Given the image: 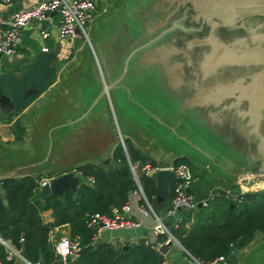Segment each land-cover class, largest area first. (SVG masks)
<instances>
[{"label":"rangeland","instance_id":"obj_1","mask_svg":"<svg viewBox=\"0 0 264 264\" xmlns=\"http://www.w3.org/2000/svg\"><path fill=\"white\" fill-rule=\"evenodd\" d=\"M162 1H100L84 26L85 36L73 40L55 62V77L39 111L42 117L29 134L33 149L45 146L48 164L62 160L66 172L85 162L107 161L124 138L156 164H170L183 156L199 165L213 161L210 142L217 148L225 135L200 125L204 117L199 112L183 109L186 94L182 89L171 91L170 74L163 72L169 62H153L152 56L160 44L180 48L204 32L191 23L189 6L166 19L167 14L160 12ZM244 24H261L259 29L263 19L256 17ZM258 31L264 35V30ZM103 86L106 94L86 113ZM54 125L56 132L47 131ZM36 128L47 131L45 140ZM216 201L222 200L210 201L209 209ZM221 206L224 210L225 204ZM162 216L167 229L165 219H174ZM173 246L179 264H187L182 250ZM167 257L163 262L170 264ZM232 257L237 264H264V236H255L247 256L236 251Z\"/></svg>","mask_w":264,"mask_h":264},{"label":"crops","instance_id":"obj_2","mask_svg":"<svg viewBox=\"0 0 264 264\" xmlns=\"http://www.w3.org/2000/svg\"><path fill=\"white\" fill-rule=\"evenodd\" d=\"M39 1L42 0H11L7 6H0V19L4 23L12 14L29 10ZM226 1L235 2V0H163L160 12L167 14L166 19L175 10L189 6L190 18L193 20L191 23L197 25L196 30L203 31L204 34H201L200 38L188 40L186 44L184 42L180 48L160 44L152 52L153 62H169L163 72L170 74L171 91L177 92L182 89L186 94L183 109L199 112L204 117V123L200 125H204L209 131L216 130L225 135L223 144H219L217 148L210 142L213 152L209 155L215 156L210 163L205 162L202 166L190 162V158L183 156L186 161L189 159L186 166L191 180L190 194L196 202L203 200L215 185L236 189V186L241 184L244 195L264 191V35L257 28L247 24L233 23L223 26L217 16ZM57 21V14L51 13L49 21L43 24L48 32V37L44 40H41L31 27H26L21 33V40L14 56L1 59V72L18 75L21 66L34 62L37 55L43 52L42 47L47 49L44 53H48L56 43H60V50L53 65L59 61L68 44L57 40ZM1 27L3 28L4 24ZM50 89L51 86H48L47 93L42 92L20 112L3 113L0 116V181L23 177L42 179L48 178L50 174L58 176L63 173L66 164L62 163V160H53L48 164L45 146L42 144L40 145L42 147L36 146V149H33L29 143L31 127L42 117L39 111L45 97L43 95L48 94ZM40 98L41 101L37 102ZM15 124L20 128L18 140H15L13 134ZM54 128L55 125L50 126L47 131L56 132L57 129ZM36 129L45 140L47 131L44 129L41 132V129ZM109 161L110 157L100 163L85 164L102 165L108 164ZM75 170L70 169L66 172L78 176ZM0 199L2 203L5 202L1 189ZM221 203L225 204L224 201H216L211 209L210 203L195 210L182 209L172 217L179 221L185 232H188L210 218L218 219L222 212ZM39 216L44 225L53 222L50 210L42 211ZM147 233L148 228L145 226L102 231L97 243L123 247L125 244L145 238ZM256 235L258 234L254 235L250 243L237 251L239 256L240 253L247 256L249 245L253 243ZM60 236H67L66 225L53 227L49 232L50 239ZM3 242L18 252L19 257H14L13 261L21 262V259H24L19 250L9 242ZM4 249L7 254L8 251L5 247ZM169 251L170 256L166 257L170 259V264H179L173 245L161 253L163 260ZM163 263L167 264L165 261Z\"/></svg>","mask_w":264,"mask_h":264},{"label":"trees","instance_id":"obj_3","mask_svg":"<svg viewBox=\"0 0 264 264\" xmlns=\"http://www.w3.org/2000/svg\"><path fill=\"white\" fill-rule=\"evenodd\" d=\"M19 129V125L15 124V140L19 139ZM122 142L123 147L119 144L114 146L108 164L78 166L75 171L79 174L80 184L76 192L65 189L60 198L50 194L45 200H39L34 191L39 177L1 180L0 189L6 204L0 199V239L9 242L16 250H19L22 242V256L31 264H51L55 259L49 232L53 227L66 225L67 237L76 238L79 245L76 257L70 264H164L158 261L156 247L145 244L143 239L123 247L93 244L92 231L86 227L87 220L93 214L112 218L113 211L120 212L121 207L128 202V192L136 190L128 162L135 168L136 174L139 173L137 180L141 192L152 210L162 216L169 208L172 179L168 183L167 198L156 201L154 178L141 172L145 163L152 166L156 163L135 148L127 138ZM179 163L188 165L184 158H176L171 162L173 165ZM87 178L92 179L91 185L86 184ZM190 189L191 184L189 193ZM137 204L143 206L140 198ZM45 210L51 211L53 222L50 225H44L40 220L39 215ZM165 220L169 233L193 259L205 264L223 256L224 264H236L229 252L235 253L244 248L255 234L264 235V191L245 194L238 204L225 202V209L218 219L210 218L188 232L183 230L179 221ZM165 241L164 235L156 237L158 244ZM6 255L0 244V264H10Z\"/></svg>","mask_w":264,"mask_h":264},{"label":"built area","instance_id":"obj_4","mask_svg":"<svg viewBox=\"0 0 264 264\" xmlns=\"http://www.w3.org/2000/svg\"><path fill=\"white\" fill-rule=\"evenodd\" d=\"M11 0H0V6H7ZM102 0H42L36 2L29 10L17 12L8 17L6 22L0 19V72L2 71L1 59H8L14 56L16 48L21 40V33L26 27H31L36 31L41 40L48 37V32L43 24L49 21L50 14L55 13L58 16L56 26V37L58 41L70 44L73 40L80 36H85L84 26L87 20L97 12L99 2ZM2 24L4 27L2 28ZM41 51L46 52L47 49L42 47ZM123 147V145H122ZM128 167L136 190L131 192L128 202L121 207L120 212L113 211L112 218H107L102 215L93 214L86 222V227L92 231L91 240L93 244L97 243L102 231H118L126 229H135L144 227L142 218L149 215L153 220V226L148 229L147 236L143 238L147 245H154L156 251L170 241L176 244L187 258V264H203L192 257H190L177 243L174 237L169 233L163 225V218L155 213L145 197L143 196L135 168L128 162ZM159 170L169 171V180L172 179V198L169 203V208L165 212V217H172L178 210L188 209L195 210L197 205L199 207H206L210 201L220 199L224 202L238 204L244 196V190L241 184H238L236 189L225 188L220 185H215L208 192L207 196L196 202L189 193L191 180L188 173V168L185 164H165V165H150L145 163L141 172L143 175L154 178ZM79 177V175H78ZM86 184L91 185L92 179L87 178ZM48 178H42L36 181L34 191L40 190L47 185ZM141 199L143 206L137 204L138 199ZM158 235H164L166 241L163 244L156 242ZM53 252L54 261L57 264H70L79 250L77 239H69L67 236H60L49 238ZM0 243L8 251L6 260L10 264H31L24 259L21 262L13 261L14 257H19L17 251L13 250L7 243L0 241ZM232 256L233 252L230 251ZM224 257L219 256L215 260L205 264H224ZM39 264V263H34Z\"/></svg>","mask_w":264,"mask_h":264},{"label":"water","instance_id":"obj_5","mask_svg":"<svg viewBox=\"0 0 264 264\" xmlns=\"http://www.w3.org/2000/svg\"><path fill=\"white\" fill-rule=\"evenodd\" d=\"M255 16L264 17V0L226 1L219 9V16L217 17H219L218 20L223 26H229ZM59 50L60 43H56L50 52L39 53L34 62L21 66L18 75H14L11 72H0V116L3 113L20 112L50 86L55 77L53 61L58 57ZM106 92L107 88L103 86L86 113L92 108L98 98L106 94ZM169 175V171L159 170L154 176L156 186L155 199L158 202L168 196ZM79 184L80 178L74 176L72 173L63 172L58 176L50 174L47 185L38 191V198L43 201L50 194L60 198L65 189H69L71 193H75ZM130 194L131 192L129 191L128 195ZM142 224L150 229L153 226V220L149 215L144 216L142 218ZM170 246H172V242L166 241L159 251H157L159 262H163L161 253ZM19 253L20 255L24 253L22 242L20 243ZM51 264H57V262L54 261Z\"/></svg>","mask_w":264,"mask_h":264},{"label":"flooded vegetation","instance_id":"obj_6","mask_svg":"<svg viewBox=\"0 0 264 264\" xmlns=\"http://www.w3.org/2000/svg\"><path fill=\"white\" fill-rule=\"evenodd\" d=\"M256 17H259V16H255V17H251V18H247V19H244V20H241V21H239V22H237L236 24H240V23H242V24H244V22L246 21V20H250V19H255ZM260 18H262L263 19V26L260 28L259 27V29L258 30H264V17H260ZM259 25H261V24H259ZM258 24L257 25H251V27H254V28H256L257 26H259ZM248 26V25H247ZM240 29H242L241 27H240Z\"/></svg>","mask_w":264,"mask_h":264}]
</instances>
